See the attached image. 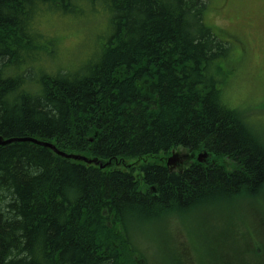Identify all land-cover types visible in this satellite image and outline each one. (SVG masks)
Here are the masks:
<instances>
[{"label":"trees","instance_id":"obj_1","mask_svg":"<svg viewBox=\"0 0 264 264\" xmlns=\"http://www.w3.org/2000/svg\"><path fill=\"white\" fill-rule=\"evenodd\" d=\"M208 6L0 0V137L35 139L104 165L143 162L109 170L31 142L0 146V264H141L133 233L145 225L214 202L264 199V139L223 102L220 63L231 48L206 24ZM49 9L111 13L99 61L46 73L45 60L61 65L56 40L39 42ZM177 150L226 159L232 169L195 160L176 172L146 162ZM227 226L214 251L206 249L209 264H264V240L254 236L248 254L219 249L235 233Z\"/></svg>","mask_w":264,"mask_h":264},{"label":"rangeland","instance_id":"obj_2","mask_svg":"<svg viewBox=\"0 0 264 264\" xmlns=\"http://www.w3.org/2000/svg\"><path fill=\"white\" fill-rule=\"evenodd\" d=\"M205 2L209 5L206 24L219 40L231 48L229 58L220 63L226 71V76H223L226 84H221L223 102L239 111L264 139V0ZM83 13L85 15L82 16ZM83 13L66 14L49 9L40 15L43 17L37 27L45 37L41 36L39 42L44 48L54 38L57 44L53 59L61 64L49 65L45 60L41 67L44 65L46 73L57 74L62 68L71 70L75 67L76 72H80L90 63L99 61L104 51L100 49L107 46L112 35V15L107 9L95 14L85 9ZM37 27L35 24V32L38 31ZM41 67L36 68L33 75L35 79L43 72ZM216 74L215 70L213 75ZM172 154L150 158L146 162L158 163L160 160L172 159V170L181 171L184 166L198 159L200 152L194 155L177 150ZM174 156L178 157L179 163L174 160ZM209 160L232 169V164L226 159L214 157ZM133 164L139 168L143 162L117 161L108 169L127 171ZM150 224L145 225L141 232L133 233V242L143 259L141 264H209L206 249L214 251L217 235L222 236L227 225L233 227L235 233L220 246L219 249L224 253L248 254L250 250L247 242L251 237L256 238V244L264 240V199L214 202L202 208L166 216Z\"/></svg>","mask_w":264,"mask_h":264},{"label":"water","instance_id":"obj_3","mask_svg":"<svg viewBox=\"0 0 264 264\" xmlns=\"http://www.w3.org/2000/svg\"><path fill=\"white\" fill-rule=\"evenodd\" d=\"M15 142H31V143H34V144H37L40 146H44V147H47V148L53 150L57 155L65 158V159L74 160V161H82V162H85L86 164H89V165L99 166L101 169H104V168L111 165V162L104 165L98 159H88V158H86L84 156H80V155H69V154L62 153V152L58 151V149H56V147L54 145L49 144V143L40 142V141L35 140V139L25 138V139L4 140L2 137H0V146H6V145H9V144H12ZM207 157H208L207 153H201L198 156V162L201 164L206 163ZM172 161H173L172 159L169 160L168 166H171Z\"/></svg>","mask_w":264,"mask_h":264}]
</instances>
